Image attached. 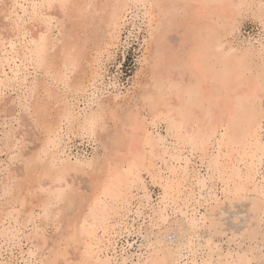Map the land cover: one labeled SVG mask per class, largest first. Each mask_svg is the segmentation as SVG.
<instances>
[{
    "label": "bare ground",
    "instance_id": "bare-ground-1",
    "mask_svg": "<svg viewBox=\"0 0 264 264\" xmlns=\"http://www.w3.org/2000/svg\"><path fill=\"white\" fill-rule=\"evenodd\" d=\"M1 11L9 46L0 49V89L16 86L21 65L48 77L25 85L24 108L41 130L40 145L20 155V175L11 170L0 180V239L11 233L7 223L18 226L31 244L27 264H126V243L120 250L116 245L131 232L126 222L137 192L147 189L145 172L160 188L153 207L158 222L175 206L188 219L190 235L199 223L183 206L196 189L219 186L223 199L245 196L255 219L264 216V0H11ZM129 14L145 27L141 64L150 78L126 111L120 102L100 101L75 114L71 98L95 93L102 58L117 49ZM251 16L261 26L256 43H239V25ZM78 70L83 75L70 77ZM35 93V102L27 103ZM65 125L68 135L102 141L104 154L71 159L61 152ZM4 134L11 150V132ZM184 153L199 159L205 176L189 175L188 154L181 165ZM220 201L205 200L212 207ZM201 220L217 225L206 213ZM50 222L66 234L50 240ZM259 229L249 231L250 239L257 240ZM144 239L138 246L146 252L133 264H252L247 253L223 255L212 237L198 244L188 237L192 260L185 261L182 246L172 249L157 236ZM202 247L207 255L199 262Z\"/></svg>",
    "mask_w": 264,
    "mask_h": 264
},
{
    "label": "rangeland",
    "instance_id": "rangeland-1",
    "mask_svg": "<svg viewBox=\"0 0 264 264\" xmlns=\"http://www.w3.org/2000/svg\"><path fill=\"white\" fill-rule=\"evenodd\" d=\"M6 3L10 4L11 0H0V34H2L0 35V49H5L6 46H9L7 40L5 39L6 41H4L3 38L8 35V32L6 28L3 29L7 20H5L3 17L4 14L1 11L2 8L6 7ZM52 12L53 14L60 16L58 9L52 10ZM131 16L133 15L129 14L127 17L128 21L123 27L121 42L117 49L112 50L113 53L111 55L105 53L102 58L100 71L101 78L103 79L99 78L101 81L99 80L97 82L95 93L88 91L85 96L77 95L71 98V101L74 103L75 114L82 110V108L86 107L88 103L95 106L100 101L120 102L122 103L121 108L123 107V110L126 111L133 106V98L138 95L139 90L141 89V82L144 83L150 78V76L145 73L147 72V66L145 65L143 67L141 64L142 50L144 47L142 40L145 34V27L142 24L140 17L135 19ZM139 26H141V30L138 29ZM37 29L38 27L35 28V30ZM260 29L261 26L252 16L246 18L239 25V29L236 32L237 42L256 43ZM175 34L174 38H177ZM4 44L6 45L5 47L3 46ZM91 52V50L88 51V53H90L88 58L92 56ZM14 64L19 65L20 61L11 62L12 66H14ZM87 64L88 63L84 60L83 69H89ZM5 70L6 72H9V65H6ZM82 73L81 70L80 72L78 70V72L76 71L72 73L70 77L78 78V75ZM17 77L18 82L16 83V86L9 88L3 87L0 89V180L7 176L8 171L11 170L18 175L21 174L24 162L23 159L21 160L20 155H22L23 152L26 155H29L35 151L39 147L40 137H42L41 130L34 124V117L29 114V111H25L24 108L26 97L25 85L34 77H36V80L41 81L48 80V77L42 70L35 73L32 68H28L24 65H21V71ZM36 97L37 95L35 93L33 98L27 101V103H34ZM77 104L80 105V108L76 109ZM121 108H119L120 114L124 113L123 111H120ZM109 125L112 126V123L109 122ZM159 130L163 134L166 133L165 123L160 125ZM5 132H11L9 139V144L13 145L11 150H8L7 147L4 146L5 141H7V139L4 138ZM101 142L102 141L100 140L94 141L93 139H89L87 136L68 135L65 125L62 131V139L59 140V148L61 152L65 151L71 159H76V157H93L97 154H104L105 150ZM187 154L188 153H184L182 156L184 158V160L181 161L182 166H186L187 159L185 156ZM10 155H14V159L11 160L9 158ZM188 156V158H190L187 160L189 175L193 176L195 174H200L201 176H205V166L201 165L199 159L195 156L189 154ZM143 175L147 189L143 188L137 192L138 196L134 199L132 212L129 214V218L126 222L128 227L130 226L129 229L131 232L124 233L123 236L118 239L116 245L117 249L120 250L122 244L126 243L125 245L128 247V254L126 255L128 259L126 260V264H133V261L137 259L138 255L146 252L145 247L138 246L140 241L142 243L144 238L146 240H153L156 236L162 237L163 242H165V244L167 243L171 248L173 247L177 249L178 246H182L183 248L181 249V252L186 256L183 258L184 261L188 259L192 260V253H190L189 249L186 248L187 246H185L188 237L195 244L205 243L206 239L212 237L217 248H219L223 255L227 254L229 251L234 254L237 251L239 253L243 252L251 257L252 264H264V241L262 242V239H264V216L260 221L255 219L256 211L253 206H251L247 197L243 196L234 199H223L219 186L215 185L213 189L210 190L209 188H205L202 192H199L196 189V192L193 195L194 197L189 201L188 206H183V210L188 217L194 216L199 223L195 232H192V235H190L189 228L187 227L188 219H186V216L183 215L179 209H176L175 206H169L165 213V221L160 220L158 222V215L153 212V207L158 205L160 188L152 183L151 178L146 172ZM263 175L264 164L259 176ZM262 180V177H259L260 185L264 186ZM191 181L192 178L190 181L186 182L187 189H190ZM208 185L209 186L207 187H211L210 182H208ZM81 186L82 188L87 189L89 182L84 180L82 181ZM187 189L185 190L187 191ZM208 197H218L221 198V201L212 207L209 202H205ZM3 200L4 199L2 198V201ZM138 209L139 212L137 211ZM39 210L40 208L37 207L36 212L38 213ZM204 213L214 220L215 224H217L216 227L209 226V223L204 224L201 220L202 214ZM38 223L40 224V220H38ZM14 225L13 223H11V225L7 223L11 233L7 240L4 238L0 239V264H27L25 259L28 258L30 260L28 251L31 244L26 241L22 230L18 231V226ZM180 225L183 226L181 227ZM256 225L258 228L260 227L258 231H261V233L255 241L250 239L249 231L255 228ZM32 226L33 225L29 223V225L24 228L25 233H29ZM45 228L46 235L50 240L54 239L56 233H60L61 235L66 234V232L63 233L62 228L57 230L56 223L51 224L50 222ZM126 240L133 243V245L128 246ZM146 240L144 242L147 243ZM256 242L259 244L257 245ZM252 251L254 252V255L252 254ZM21 252H23V254ZM248 252H250L252 256ZM188 255L189 258H187ZM206 255L207 250L202 247L198 252L197 260L200 262V258L205 257Z\"/></svg>",
    "mask_w": 264,
    "mask_h": 264
},
{
    "label": "snow or ice",
    "instance_id": "snow-or-ice-1",
    "mask_svg": "<svg viewBox=\"0 0 264 264\" xmlns=\"http://www.w3.org/2000/svg\"><path fill=\"white\" fill-rule=\"evenodd\" d=\"M261 24L264 25V16L261 17Z\"/></svg>",
    "mask_w": 264,
    "mask_h": 264
}]
</instances>
